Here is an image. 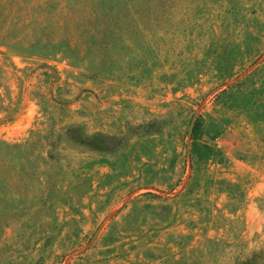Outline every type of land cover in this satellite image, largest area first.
Here are the masks:
<instances>
[{
    "label": "rangeland",
    "instance_id": "obj_1",
    "mask_svg": "<svg viewBox=\"0 0 264 264\" xmlns=\"http://www.w3.org/2000/svg\"><path fill=\"white\" fill-rule=\"evenodd\" d=\"M94 1L109 48L66 55L0 0V264L264 253V0Z\"/></svg>",
    "mask_w": 264,
    "mask_h": 264
},
{
    "label": "trees",
    "instance_id": "obj_2",
    "mask_svg": "<svg viewBox=\"0 0 264 264\" xmlns=\"http://www.w3.org/2000/svg\"><path fill=\"white\" fill-rule=\"evenodd\" d=\"M30 1L31 6L22 0L5 7L4 18L10 21V26L6 29L13 31L8 36L10 39L66 55H77L82 49L109 48L110 41L105 38L106 28L102 22L98 25L96 22H89L98 14L93 8L96 5L94 0ZM111 58L112 55L108 54L103 67L110 64ZM239 264H264V253L260 249L254 250Z\"/></svg>",
    "mask_w": 264,
    "mask_h": 264
}]
</instances>
